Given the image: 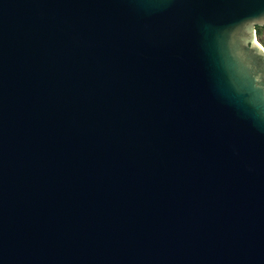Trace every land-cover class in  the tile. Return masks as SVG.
Instances as JSON below:
<instances>
[{"label":"water","instance_id":"95a60500","mask_svg":"<svg viewBox=\"0 0 264 264\" xmlns=\"http://www.w3.org/2000/svg\"><path fill=\"white\" fill-rule=\"evenodd\" d=\"M264 0H0V264H264Z\"/></svg>","mask_w":264,"mask_h":264},{"label":"rangeland","instance_id":"374dc122","mask_svg":"<svg viewBox=\"0 0 264 264\" xmlns=\"http://www.w3.org/2000/svg\"><path fill=\"white\" fill-rule=\"evenodd\" d=\"M258 41L264 46V28H257Z\"/></svg>","mask_w":264,"mask_h":264},{"label":"trees","instance_id":"16d2710c","mask_svg":"<svg viewBox=\"0 0 264 264\" xmlns=\"http://www.w3.org/2000/svg\"><path fill=\"white\" fill-rule=\"evenodd\" d=\"M258 30H259V28H258Z\"/></svg>","mask_w":264,"mask_h":264}]
</instances>
